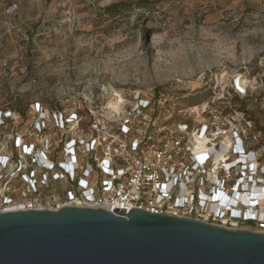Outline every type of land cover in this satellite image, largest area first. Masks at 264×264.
I'll list each match as a JSON object with an SVG mask.
<instances>
[{"label":"built area","instance_id":"1","mask_svg":"<svg viewBox=\"0 0 264 264\" xmlns=\"http://www.w3.org/2000/svg\"><path fill=\"white\" fill-rule=\"evenodd\" d=\"M16 8L7 10L0 50ZM0 67L7 73L9 61L0 57ZM246 81L236 77L229 93L247 95ZM122 95L117 106H97L102 118L89 108L86 133L76 104L31 100L21 109L0 98V213L143 208L264 231V156L239 129L225 137L217 95L193 104L167 90Z\"/></svg>","mask_w":264,"mask_h":264},{"label":"rangeland","instance_id":"2","mask_svg":"<svg viewBox=\"0 0 264 264\" xmlns=\"http://www.w3.org/2000/svg\"><path fill=\"white\" fill-rule=\"evenodd\" d=\"M117 2L126 5L106 13ZM14 4L0 84L17 96L1 99L21 109L31 100L76 104L86 133L89 108L102 118L97 106H117L123 92L186 93L187 104L215 94L225 137L239 129L264 156L253 136L264 139V0H0L1 30ZM238 76L247 95L229 93Z\"/></svg>","mask_w":264,"mask_h":264},{"label":"water","instance_id":"3","mask_svg":"<svg viewBox=\"0 0 264 264\" xmlns=\"http://www.w3.org/2000/svg\"><path fill=\"white\" fill-rule=\"evenodd\" d=\"M0 264H264V231L143 208L0 213Z\"/></svg>","mask_w":264,"mask_h":264},{"label":"trees","instance_id":"4","mask_svg":"<svg viewBox=\"0 0 264 264\" xmlns=\"http://www.w3.org/2000/svg\"><path fill=\"white\" fill-rule=\"evenodd\" d=\"M126 5L124 2H117V3H113L111 5H108L104 8V10L106 11V13L108 14H112L115 15L118 13V9L120 6Z\"/></svg>","mask_w":264,"mask_h":264},{"label":"clouds","instance_id":"5","mask_svg":"<svg viewBox=\"0 0 264 264\" xmlns=\"http://www.w3.org/2000/svg\"><path fill=\"white\" fill-rule=\"evenodd\" d=\"M231 201V200H230Z\"/></svg>","mask_w":264,"mask_h":264}]
</instances>
